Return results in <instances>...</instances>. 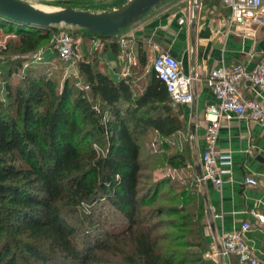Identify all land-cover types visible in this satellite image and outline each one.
Returning a JSON list of instances; mask_svg holds the SVG:
<instances>
[{
    "label": "trees",
    "instance_id": "16d2710c",
    "mask_svg": "<svg viewBox=\"0 0 264 264\" xmlns=\"http://www.w3.org/2000/svg\"><path fill=\"white\" fill-rule=\"evenodd\" d=\"M56 29L0 15V30L17 36L0 46V69L11 78L19 67L12 55L37 53ZM97 35L103 46L79 64L87 88L48 77L50 54L0 98V264H216L205 257L207 200L197 169L191 186L153 176L162 160L192 162V141L191 150L163 159L143 153L148 130L169 138L185 120L153 68L142 83L101 68L102 55L120 60L121 48L118 34ZM136 59L140 70L147 66L145 52ZM104 204L128 222L123 230L106 227Z\"/></svg>",
    "mask_w": 264,
    "mask_h": 264
},
{
    "label": "crops",
    "instance_id": "0c3cea01",
    "mask_svg": "<svg viewBox=\"0 0 264 264\" xmlns=\"http://www.w3.org/2000/svg\"><path fill=\"white\" fill-rule=\"evenodd\" d=\"M25 1L38 7L70 2L81 10L105 12L116 10L129 0ZM229 15L223 0H165L125 30L133 40L136 56L143 51L148 61H153L160 51H169L182 62L187 73L197 77L193 83L194 102L176 107L189 128L199 174L206 144V110L209 105L218 104L206 84L207 75L223 64L242 63L251 70L264 54V23L249 20L228 32ZM104 58L109 71L117 76L126 75L128 66L124 67V60H118L110 50ZM239 91L244 98L258 99L264 106V88L242 81ZM217 146L220 153L232 155V173L225 176L221 189L210 181L199 185L207 200L205 257L220 247L225 232L240 231L242 224L249 221L251 229L244 233V238L264 264V224L250 213L253 209L264 213V122L248 116H223ZM249 175L259 181L257 185L246 183ZM230 262L237 264V257L233 256ZM216 264H229V259L220 257Z\"/></svg>",
    "mask_w": 264,
    "mask_h": 264
},
{
    "label": "built area",
    "instance_id": "2783aa9c",
    "mask_svg": "<svg viewBox=\"0 0 264 264\" xmlns=\"http://www.w3.org/2000/svg\"><path fill=\"white\" fill-rule=\"evenodd\" d=\"M224 6L229 9L227 31L230 32L235 25L244 24L249 20L264 23V0H223ZM198 7V4H195ZM53 33L52 41L60 58L69 65L77 61L79 55L76 46L80 42L75 33L68 25H57ZM120 44V58L130 63H137L136 53L133 50V40L127 34L118 35ZM94 47L104 43L103 38L94 33L92 36ZM38 60L44 58L41 51L36 55ZM152 68L156 76L166 85L175 106L191 104L195 100L193 83L197 79L195 75L187 73L182 62L169 51H160L152 62ZM242 81H248L255 86L264 88V54L256 66L249 70L242 63L231 66L221 65L212 69L206 78V84L215 94L218 104L209 105L206 110L205 127V149L201 155V173L198 176L200 183L210 181L217 189H221L225 176L232 173V155L220 153L217 142L223 116L227 118L236 116H248L253 120L264 122V106L258 99L244 98L239 85ZM246 183L257 185L258 180L249 175L245 178ZM264 224V213L255 209L250 211ZM251 229V223L245 221L240 231H227L223 234L222 243L219 248L208 254V258L218 263L220 257L229 259L236 256L239 264H262L260 258L255 254L244 238V233Z\"/></svg>",
    "mask_w": 264,
    "mask_h": 264
},
{
    "label": "rangeland",
    "instance_id": "374dc122",
    "mask_svg": "<svg viewBox=\"0 0 264 264\" xmlns=\"http://www.w3.org/2000/svg\"><path fill=\"white\" fill-rule=\"evenodd\" d=\"M42 8L60 9V8H65V6L64 4L56 3L55 6H42ZM127 28L120 30L118 32V35L125 34L127 32L125 31ZM56 30L58 31V29ZM74 30H75L74 31L75 35L78 38H80L79 40L80 42L76 46V52L79 55L77 61H74L72 65L62 63L59 60V58L56 57L55 47L52 39L44 42L42 47L38 50V52L33 55H28V56L12 55L11 58L12 61L10 60V62L13 64L18 63L19 67L17 72L14 73L11 78L8 77L7 68L0 69V98L3 99L5 96L6 84L7 83L17 84L20 81V79L23 77L24 70H26L28 66H31L33 61L38 60L35 57L36 55H39L41 51L46 56L50 54L54 55V60L51 62L50 67H48V71H47L48 77L57 80L61 84L67 77H71L73 78V80L75 81L78 87L87 88L86 83L81 77V73L79 71V64L86 58L85 56L86 51L88 50L91 51L94 48V43L92 42V38L84 33L83 29L77 28ZM16 39L17 36L14 33H6L0 30V46H2L3 49L5 48V45L8 41H13ZM100 46H103V44ZM102 56L103 58L99 59L100 62L99 65L101 66V68L104 69V66L107 65V60L104 59V55ZM3 57L7 59L9 55L5 54ZM152 62L153 61L149 60L147 66H145L142 70H140L138 64L130 63L128 60H126L124 62L125 63L124 67L128 66L126 71V76L131 74L132 79L134 81H137L138 83L145 82V78L147 74L152 69ZM141 143L143 146L144 156L151 157L156 154V155H160L162 159L167 158L171 155H176L177 153H184V152L186 153L187 149H190V147H192L191 139L189 137L188 127H186V129L183 132H180L169 138H164L155 131L148 130L141 137ZM194 152L195 151L193 149V154L195 158L193 159L192 162L190 161L187 162L186 166L181 165L180 167H172L166 165L162 160V162L160 163V167L157 168L153 174L154 178L162 179L166 176H171L174 178V180L178 181L179 186L182 185L191 186V184L194 182L195 171H196L195 169L198 163V159L196 158L197 156ZM178 191L180 192V190ZM103 216L107 220L106 227L112 231L123 230L128 224V222L125 221L124 217L121 214L117 213L113 208H111L107 204H104Z\"/></svg>",
    "mask_w": 264,
    "mask_h": 264
},
{
    "label": "water",
    "instance_id": "95a60500",
    "mask_svg": "<svg viewBox=\"0 0 264 264\" xmlns=\"http://www.w3.org/2000/svg\"><path fill=\"white\" fill-rule=\"evenodd\" d=\"M165 0H129L113 11L92 12L72 7L48 9L35 6L25 0H0V15L19 23L39 27L68 25L86 29L92 33L114 36ZM201 170V169H200Z\"/></svg>",
    "mask_w": 264,
    "mask_h": 264
}]
</instances>
